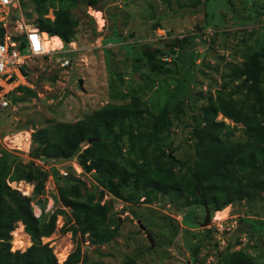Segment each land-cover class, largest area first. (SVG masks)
<instances>
[{
	"label": "rangeland",
	"instance_id": "rangeland-1",
	"mask_svg": "<svg viewBox=\"0 0 264 264\" xmlns=\"http://www.w3.org/2000/svg\"><path fill=\"white\" fill-rule=\"evenodd\" d=\"M18 1L22 4L16 16L22 15L27 26L37 27L31 1ZM55 1V8H67L79 20L77 49L32 60L27 67L28 83L37 94L18 91L14 105L0 119V156L7 152L12 166L33 162L43 174L44 187L38 196L33 193L34 183L7 182L31 197L32 209L41 219L67 210L59 200V179L70 177L89 190L105 188L95 171L82 167L78 155L33 158V127H43L48 121L75 122L106 104L127 103L130 94H136L147 103L137 128L132 129L134 135L145 136L142 144L147 142L154 116L164 105L171 121L162 134L164 139L150 143L144 158L153 159L157 151L151 150L159 146L192 164V129L203 125L205 109L217 90L226 84L229 91L240 81L228 76L231 70L245 68L249 62L256 65L261 68L257 82L264 89V0H102L97 8L84 0L73 6ZM53 10L49 7L48 17L53 18ZM89 10L98 17L100 11L101 16L97 18ZM174 36L188 40L170 61H165L163 69L158 68L149 56L156 57L159 49L167 50L165 42ZM67 53L70 55L63 56ZM62 57L69 60V66H61ZM217 119L234 130V139L245 138L242 124L221 114ZM122 144L126 148L127 141ZM84 145L92 146L90 142ZM50 179L52 189L45 188ZM48 195H53V200ZM105 195L101 203L111 204L107 221L116 219V236L103 245H91L85 241L86 235L62 232L66 219L57 214L54 232L41 242L52 247L58 262L59 254L68 248V255L79 245L88 262L101 260L105 264H121L126 256L135 258L136 264H191L192 260L195 264H215L222 252L236 249L264 264V191L251 202L227 205L221 211L200 204L180 206L167 195L151 200L142 197L137 202ZM67 212L70 214L69 209ZM207 213L209 223L203 225ZM11 236V251L26 248L18 247L17 237ZM22 240L26 242V237Z\"/></svg>",
	"mask_w": 264,
	"mask_h": 264
},
{
	"label": "trees",
	"instance_id": "trees-1",
	"mask_svg": "<svg viewBox=\"0 0 264 264\" xmlns=\"http://www.w3.org/2000/svg\"><path fill=\"white\" fill-rule=\"evenodd\" d=\"M30 1L37 15V28L53 36L47 43L48 48L59 46L60 39L65 46L71 41L77 42L79 20L69 9L61 5L55 8V0ZM59 1H67L73 6L78 0ZM99 1L102 0H84L93 8H97ZM49 7L54 8L53 18L47 16ZM187 40L186 36L170 37L165 42L167 50L159 49L156 57L148 56L163 69L165 61H170L166 58L173 57L176 49L182 48ZM27 67L22 70L29 79ZM260 69L250 62L245 68H234L228 76L240 81L229 91L224 84L210 99L203 125L194 127L191 132L190 138L195 139L192 164L169 155L159 146L151 150L157 151L153 159L144 158L150 143L158 144L164 139L162 134L169 129L171 121L164 105L154 116L147 142L142 144L145 136L134 135L132 129L137 128L147 103L136 94H130L127 103L106 104L75 122L48 121L43 127H33V158L66 159L78 155L82 167L95 171L105 190H89L70 177L59 179V200L70 214L60 209L43 219L35 217L31 197L22 195L7 182L34 183L33 193L38 196L44 187L43 174L33 162H18L12 166L10 155L4 152L0 156V264H105L101 260L88 262L79 245L59 263L52 247L41 242L43 237L54 232L57 214L66 219L62 232L86 235L85 241L95 246L110 242L118 227L116 219L107 221L111 204L109 201L101 203L105 194L125 202L167 195L180 206L200 204L213 210L253 201L264 191V89L257 82ZM246 78L253 81L246 83ZM50 80L54 82L55 78ZM17 91H24L29 96L37 94L35 87L23 85ZM218 114L242 124L245 138L234 139V130L228 128L223 119H217ZM88 138L95 140L91 142L92 146L86 147ZM124 140L127 141L126 148L122 144ZM17 222L22 223L30 245L24 250L11 251V232ZM201 243L202 240L195 244L192 255L197 253ZM195 263V260L191 261V264ZM121 264H136V260L126 256ZM215 264L258 263L247 252L236 249L222 252Z\"/></svg>",
	"mask_w": 264,
	"mask_h": 264
},
{
	"label": "built area",
	"instance_id": "built-area-1",
	"mask_svg": "<svg viewBox=\"0 0 264 264\" xmlns=\"http://www.w3.org/2000/svg\"><path fill=\"white\" fill-rule=\"evenodd\" d=\"M19 8L18 0H0V30H2L0 33V119L5 110L14 105L13 97L18 93L17 88L21 85L31 87L28 83L29 79L22 70L23 67L39 57L50 58L61 52H72L77 49L75 41L69 42L65 50L62 41H60L61 45L48 49L47 43L52 36L37 27L27 26L22 15L16 16V12L20 11ZM89 13L97 18L101 16L100 11L99 17L94 14V11L89 10ZM166 59L170 60V58ZM60 64L62 67L69 66V60L62 57ZM50 181L51 179L46 182L45 188L52 189ZM48 197L53 200V195ZM105 198L107 199V195ZM34 215L38 217L35 212Z\"/></svg>",
	"mask_w": 264,
	"mask_h": 264
},
{
	"label": "bare ground",
	"instance_id": "bare-ground-1",
	"mask_svg": "<svg viewBox=\"0 0 264 264\" xmlns=\"http://www.w3.org/2000/svg\"><path fill=\"white\" fill-rule=\"evenodd\" d=\"M224 210H226V209H224ZM219 211H221V210H219ZM11 233L17 237L18 240H16L15 243L18 245V247L25 248L29 245V236L26 234V232H24L23 225L21 222H19V227L17 229L15 228ZM23 237H26V242H24L25 240L24 241L22 240ZM67 253H68V248L65 251H63L61 254H59V257H58L59 262L60 261L62 262L65 259Z\"/></svg>",
	"mask_w": 264,
	"mask_h": 264
},
{
	"label": "water",
	"instance_id": "water-1",
	"mask_svg": "<svg viewBox=\"0 0 264 264\" xmlns=\"http://www.w3.org/2000/svg\"><path fill=\"white\" fill-rule=\"evenodd\" d=\"M79 85H80V87H82V80H81V79H79ZM94 140H95L94 138H88V139H87V142H90V143H91V142H93ZM208 223H209V214L207 213L203 225H207ZM147 238H148V240L150 241L151 245H154V243H153V239H152V237H151L150 234H147Z\"/></svg>",
	"mask_w": 264,
	"mask_h": 264
},
{
	"label": "clouds",
	"instance_id": "clouds-1",
	"mask_svg": "<svg viewBox=\"0 0 264 264\" xmlns=\"http://www.w3.org/2000/svg\"><path fill=\"white\" fill-rule=\"evenodd\" d=\"M53 37V36H52ZM59 37V36H58ZM60 39V38H59ZM60 41H62L61 39H60ZM62 43H63V41H62ZM64 44V43H63ZM64 46H65V44H64ZM34 213V212H33ZM36 217V216H35ZM39 218V217H38Z\"/></svg>",
	"mask_w": 264,
	"mask_h": 264
},
{
	"label": "crops",
	"instance_id": "crops-1",
	"mask_svg": "<svg viewBox=\"0 0 264 264\" xmlns=\"http://www.w3.org/2000/svg\"><path fill=\"white\" fill-rule=\"evenodd\" d=\"M54 36H57V35H54ZM58 37V36H57ZM59 38V37H58Z\"/></svg>",
	"mask_w": 264,
	"mask_h": 264
}]
</instances>
